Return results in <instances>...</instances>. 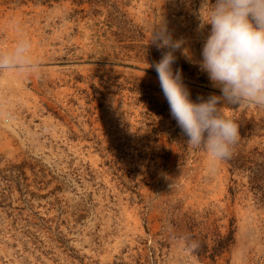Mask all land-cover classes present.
<instances>
[{
    "label": "rangeland",
    "instance_id": "374dc122",
    "mask_svg": "<svg viewBox=\"0 0 264 264\" xmlns=\"http://www.w3.org/2000/svg\"><path fill=\"white\" fill-rule=\"evenodd\" d=\"M200 3L0 0V54L30 42L0 71V264H264V108H226L239 138L211 158L149 67L162 21L200 58ZM175 55L193 101L220 94Z\"/></svg>",
    "mask_w": 264,
    "mask_h": 264
},
{
    "label": "clouds",
    "instance_id": "9594fccd",
    "mask_svg": "<svg viewBox=\"0 0 264 264\" xmlns=\"http://www.w3.org/2000/svg\"><path fill=\"white\" fill-rule=\"evenodd\" d=\"M196 31L203 39L200 58H193L184 39H174L162 21L153 31L151 44L163 51L149 64L157 74L171 117L188 146L202 148L209 157L226 159L239 138V128L225 115L231 106L264 108V0H201L196 12ZM210 26V27H208ZM29 41H18L0 54V71L23 70L27 66ZM207 74L213 88L207 98L193 101L183 83L182 71L173 69L176 51Z\"/></svg>",
    "mask_w": 264,
    "mask_h": 264
},
{
    "label": "trees",
    "instance_id": "16d2710c",
    "mask_svg": "<svg viewBox=\"0 0 264 264\" xmlns=\"http://www.w3.org/2000/svg\"><path fill=\"white\" fill-rule=\"evenodd\" d=\"M88 2L90 4H93L94 3V0H88ZM78 3L81 4L82 1H78ZM195 244H197V247L195 249V253H197V255H202V254H204L206 252L207 247L205 246V242H203V240H200L198 242H195ZM226 246L227 245L224 243L223 239L218 238L216 240V246L213 249L212 255H215V254H218V253L222 252L223 249L226 248Z\"/></svg>",
    "mask_w": 264,
    "mask_h": 264
}]
</instances>
